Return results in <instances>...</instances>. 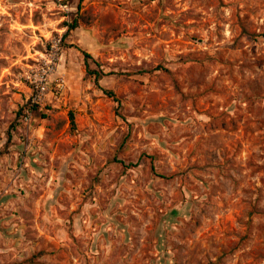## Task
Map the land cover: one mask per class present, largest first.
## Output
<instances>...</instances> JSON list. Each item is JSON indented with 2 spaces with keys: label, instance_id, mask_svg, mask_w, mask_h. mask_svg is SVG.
I'll return each instance as SVG.
<instances>
[{
  "label": "rangeland",
  "instance_id": "obj_1",
  "mask_svg": "<svg viewBox=\"0 0 264 264\" xmlns=\"http://www.w3.org/2000/svg\"><path fill=\"white\" fill-rule=\"evenodd\" d=\"M0 264H264V0H0Z\"/></svg>",
  "mask_w": 264,
  "mask_h": 264
},
{
  "label": "trees",
  "instance_id": "obj_2",
  "mask_svg": "<svg viewBox=\"0 0 264 264\" xmlns=\"http://www.w3.org/2000/svg\"><path fill=\"white\" fill-rule=\"evenodd\" d=\"M80 1H82V0H80ZM77 26H78V20H77V18H73V20L68 24V30H72V29L76 28ZM83 53H84V60L86 62L87 73L94 75L95 80H98L105 73L102 72L101 70L90 68L89 65H88V59L91 58V55L88 52H85V51ZM156 67L157 68H161V69H166L162 65H156ZM103 91L108 96L112 97L114 100H118V98L115 96V94H114V92L112 90L104 89ZM70 121H71L72 124L74 123V119H73L72 113L70 114Z\"/></svg>",
  "mask_w": 264,
  "mask_h": 264
},
{
  "label": "built area",
  "instance_id": "obj_3",
  "mask_svg": "<svg viewBox=\"0 0 264 264\" xmlns=\"http://www.w3.org/2000/svg\"><path fill=\"white\" fill-rule=\"evenodd\" d=\"M46 74L42 73L40 74V77L37 81V88H38V93H42L44 92L45 88H46ZM58 86H60V83L58 84ZM37 97L39 98V94L37 95Z\"/></svg>",
  "mask_w": 264,
  "mask_h": 264
}]
</instances>
